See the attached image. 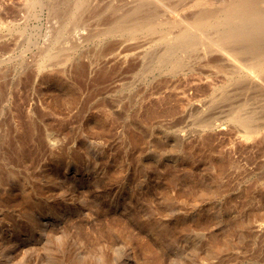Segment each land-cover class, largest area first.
Listing matches in <instances>:
<instances>
[{
    "label": "rangeland",
    "instance_id": "rangeland-1",
    "mask_svg": "<svg viewBox=\"0 0 264 264\" xmlns=\"http://www.w3.org/2000/svg\"><path fill=\"white\" fill-rule=\"evenodd\" d=\"M67 1L0 0V264H39L38 255L46 252L45 246L51 245L55 248L58 244L55 234L66 239L79 232L83 240L80 245L84 248L85 243L87 245L93 242L90 240L95 239L94 236L99 233L101 224L106 227L118 222L127 225L132 239V243L124 241L126 244L123 246L127 251L131 250V246L137 248L135 256L137 255L136 258L142 261L151 254L144 245L145 237H150L151 232L141 227L140 219L144 217L143 220L145 218L148 220L154 215L155 218H165L173 223L178 221L180 215L181 219L184 217L181 221L179 218L180 224L189 229L190 239L177 250L170 251L168 264H201L203 259L204 264H222L223 261V264H264V140L259 138L264 134V83L256 81L252 76H243L237 90H233L237 86L234 87L229 96L211 106L208 90L210 86L219 82L221 76L215 67L217 61L220 63L217 58L222 60L224 69L239 72L243 70L240 64L230 60L228 54L222 55L223 53L218 52L216 48L217 51L212 49L214 46H211V42L205 45V39H210L207 35V37L203 36L204 40L201 36L204 44L201 45L202 48L208 46V53L203 52L204 55H198L195 51L191 54L185 52L189 61V63L186 61L188 67L173 73L157 69L143 71L142 64L147 59L138 57L137 53L151 47V42H147L151 36L140 33L133 39L129 35L116 33L102 36L104 41L100 37H94L99 30L114 23L110 21L115 14H121L119 9V12L113 10L115 13L111 15L110 10L104 7L107 1H109L107 4L114 3L119 8L123 4L126 6L132 4L133 0H88V3L83 5L81 17L63 19L61 14L72 6L70 4L74 0ZM144 1L146 6L150 5V8H153V11L157 8L156 14L158 13L159 17L161 15L164 20L174 19L175 22L179 20V24H186L181 17L185 11L177 9L181 6V0ZM152 5L154 6L151 7ZM218 5L219 3L217 7ZM215 6L216 4L212 3L207 7L211 10L216 9ZM62 8L63 11L60 10ZM60 28L63 29L62 34L58 35ZM209 28H205V33ZM91 31L96 34H90ZM210 32L213 35V31ZM207 34L211 35L209 32ZM135 40L139 43L134 42ZM105 41H115L114 52L128 46L131 50L113 57L114 54L106 51L105 48L103 50ZM138 44H142L141 47H137ZM98 47L100 49H97ZM202 48L199 47L200 50ZM180 53L184 54L182 50ZM194 54L197 58L204 56L207 58L204 59L206 61L214 55L217 61L212 58L209 64L205 61L200 62ZM195 59L199 61L196 62ZM212 61L215 62L214 65H210ZM76 62L78 65L82 62L83 66L86 63L83 69H86V73L82 70L78 72L84 77H78L80 74L74 72L77 70V64L74 66ZM97 70L99 73L108 71L109 74L105 73L106 77L103 73L99 76ZM93 76L99 80L95 82ZM59 78H64V81ZM94 83L97 84L98 91ZM93 87L95 90H92ZM168 93L172 94L169 99L167 98L168 104L181 101L178 111L170 116L149 117L147 107L144 108V105L147 106L151 101L153 105V101L159 99L157 105L163 107L166 99L162 98V101L160 98ZM249 97H253L252 100H248ZM143 100L149 102L145 103ZM246 100L252 103H245ZM202 101L206 103L203 107L200 106ZM240 103L243 105L245 103L244 110L251 106L248 109L254 111L251 116L254 118H250L251 122L260 127L254 142L243 140L236 135V130L232 128L236 127L233 126L234 122L223 121L224 118H221L231 105ZM54 105L55 107H52ZM103 108L105 109L102 110ZM201 108L204 111H201ZM29 117L34 120L35 137L39 139L49 136L45 141L51 140L44 141L43 150L40 151L42 155L39 152L36 161L26 168L14 163L10 158L9 143L12 142L11 140L24 137L25 129L18 123L22 124L21 122L29 120ZM212 120H216L217 123L219 121V124L209 128L207 125ZM220 121L223 123L220 124ZM130 126L134 127L130 128ZM133 130L139 137L142 135L147 137L144 138L145 143L134 144V135L131 134ZM18 131L23 132L22 135L19 136ZM15 132L18 134L16 135ZM207 132L211 135L207 136ZM7 133H10L9 137L5 136ZM43 134L46 136H42ZM200 135L203 139H198ZM209 141L219 149L223 148V152L228 151L229 157L240 165L238 166L241 167V171L238 168L239 170L228 180L226 173L233 172V168L224 172L220 180L225 181L228 187L224 186L225 189L222 188L214 197L212 195L199 197L197 194H192V190L195 191L192 188L194 181L204 178L206 184H211V174L215 173L213 165H209L208 169L207 165L211 163L202 160L199 156L202 150L204 152L208 148ZM124 142L126 146L131 145L126 147ZM202 143L207 147L204 145L202 147L200 145ZM245 146L246 149L243 150ZM181 148H185L184 151L187 149V152L181 151ZM178 149L180 153H185L190 158L188 156L186 158L185 154L181 157L182 154H179ZM56 155L59 158H56ZM185 158L186 160L183 161ZM151 168L156 170L153 169V172ZM173 171L174 175L179 174L181 182L186 179L193 183L177 181L173 184L170 175ZM211 185L216 186L215 183ZM113 200L115 203L123 201L122 206L120 203L113 204ZM130 216L133 219L130 220ZM31 217H34L33 220ZM134 219L136 222L133 221ZM39 220L41 221L38 222ZM35 223L39 228L34 226ZM41 223L46 229L43 230ZM212 232L222 238L219 244L223 248V250L220 248L221 254L210 252V248L213 247L211 245L214 244L211 237L218 236ZM226 238L231 241L227 239L228 242H225ZM223 243L224 246H221ZM224 247H227V250ZM205 254L208 255L202 259ZM66 255H62L64 258L62 261L69 264L70 257ZM219 259L222 261L220 262ZM181 260L183 263L180 262Z\"/></svg>",
    "mask_w": 264,
    "mask_h": 264
},
{
    "label": "bare ground",
    "instance_id": "bare-ground-1",
    "mask_svg": "<svg viewBox=\"0 0 264 264\" xmlns=\"http://www.w3.org/2000/svg\"><path fill=\"white\" fill-rule=\"evenodd\" d=\"M87 1L88 0H74V1H72L71 4H70L72 6L69 7V8H67L68 10H66L65 12H63L61 14V17L63 19H65V18H72V17L73 18H78L80 16V14H82V9L84 8L83 7L84 3H88ZM190 1H192V3H190ZM66 2H68V1L66 0ZM107 2H109V1H107ZM107 2L105 3V6L104 7H106L107 9L110 10L109 13L110 14L112 13L111 15H113L115 13V11L116 10L118 11L119 9H120V13L121 14H117V15L115 14L113 16V18H112L113 20H111V18H109L111 20L110 22H112V23L114 22L111 25L109 24L110 26L107 25L108 27L106 26L105 28H102V29L100 28L101 30H99L97 34L95 32L92 33V31H94V30H92L90 32V34H94L95 33L96 35L94 34L95 35L94 37H100V38H102V36H104V35H108V34L113 35V34H116V33L118 35H124V36L125 35H129L130 37H133V39L136 38L135 37L136 34H140V33L145 34V36H147V35L151 36V37L148 36L149 37L148 38L149 40L147 41V42H149V41L151 42V44H152L151 47L148 48V49H145L141 53H137L138 54V57L139 56H142L143 58H146L148 60V61L146 60V62L145 63L143 62V64H142L143 65V67H142V70L143 71H147L148 69H151V70L152 69L153 70H155V69H157V70H163V72L165 71L166 73H173L175 71H180L181 69H184V68L188 67L187 65H188L189 61L186 59V57H187V56H185V55H187L186 53L191 54V53H193L195 51L198 55L199 54L204 55L203 52L204 53L207 52L208 46H205L204 48H202V45H204L205 43L208 44V42H211V44H212L211 46H214V48L212 47V49H214V50L217 49L218 52L223 53L222 55H225L224 53L228 54L229 57H230V60H232V62H237L238 64H240L241 66L240 65L239 66L243 70V72H239V71H236V70L224 69L222 67V62H221L222 60L221 59H218L217 58V60H219V62H220V63H218V61L214 59L215 58L214 55H213V57H210L209 60H211L213 58L215 62L217 61L216 62V65H215V67H217V70L216 71H217V73H221L219 82L218 83H215L214 82L215 84H213L212 86H210V88H209L210 90H208L209 91V95H210L209 99L211 100V104H210L211 106H214V104H216V102L218 103V101H220L222 99H225L227 96H229L232 93L231 91H233L235 89L237 90L239 88L238 85H240L241 78L243 76H248L249 75V76H252L253 78H255L256 81H259V82H263L264 83V0H181V6L178 7L177 9L180 8V10L183 9V11H185V14H184V12H183L182 15H181L182 12L180 13L182 19H184V21L186 22V24L183 23L184 21L182 19H180V21L182 20L183 21L182 23L185 24V25L179 24V22H178L179 20L176 21V22L174 21V19H173V21H169V20L166 21V20H164V18L161 17L160 13H159V15H160V17H159L158 16V13L156 14V12H155L156 9H157L156 6L154 7V8H156V9H154L155 11H153L152 10L153 8L151 9L150 8V5L149 6H146V3H144L145 2L144 0H133L132 4H130V5L128 4L127 6L124 5V4L121 5V6L118 5L119 8L117 7V4L115 6L114 3L113 4H107ZM146 2H147V0H146ZM216 2L219 3L218 7H217V3ZM89 3H90V1H89ZM110 3H111V1H110ZM212 3H215L216 4L215 8L216 7L217 8L214 9V8L211 7L212 9L210 10L209 7H207V6L212 5ZM153 6L154 5H152L151 7H153ZM86 7H88V6H86ZM60 10L63 11V8L60 9ZM111 10H112V12H111ZM113 10H115V11L113 12ZM180 15H179V17H180ZM108 17H110V15H108ZM105 24L106 23H104V25ZM63 26L64 25H62V28H63ZM65 26H67V24H65ZM207 27H210V28L213 29V30H211L210 28H209V30L206 29L209 33H211L210 36H209V34H207L208 32L205 33V28H207ZM62 28L59 29L58 35L59 34L60 35L62 34V31H61V30H63ZM210 31H213V35H212V32H210ZM206 35L210 39H208V38H207L208 40L205 39V37H207ZM145 36L143 38H145ZM201 36L202 37L205 36V37H203V40L205 39L207 41V42L205 41L204 44H203V41H202ZM211 36H212V38H211ZM138 37L139 36H137V38ZM102 39L104 41V38H102ZM138 39H141V38H138ZM109 40H111V39H109ZM137 40H135L134 42L137 43L138 42ZM139 41L141 42V40H139ZM102 42H100V43H102ZM114 42L107 41L106 44L103 43L104 45L102 46L103 50L105 48L106 51L114 54L113 57L118 56L119 54L121 55L123 52L128 51L129 49L131 50V47L128 46L130 48L127 47L128 48L127 49L125 47V48H123L122 50H120L118 52H114ZM130 44H133V43H130ZM142 44H138L137 47H141ZM198 46L200 48H202V49L200 50ZM97 49H100V48L98 47ZM181 50L184 53L183 55H181V53H180ZM123 55H125V54H123ZM195 55L196 54H194V56ZM99 57H100V55H99ZM125 58H127V57H125ZM198 58L200 59V62L201 61L202 62L205 61L208 64L210 62L209 60H207V61L204 60V59H207L204 56H198ZM198 58H197V55H196V59H198ZM188 59H189V57H188ZM196 59L194 61L198 62L199 60H196ZM124 60H126V59H124ZM128 61H129V59L127 60V62ZM186 61H188V63ZM214 61H212V62H214ZM77 62L74 63V66L77 64ZM215 62L213 64L210 63V65H214ZM103 63H105V62H103ZM82 64H83L82 62L79 65L77 64V68L76 69L79 70V71L76 70L74 72L78 73V72H82L83 71V73H84L86 69L85 70H83V69H84V66H86V63H85L84 66ZM104 65H102L101 67L103 68ZM112 67H115V66H112ZM112 67H111V69H112ZM116 67H117V65H116ZM109 68H110V66H109ZM101 70L102 69H99V71H101ZM105 70H107L106 67H105ZM114 70H116V68ZM138 72H140V71H138ZM157 72L163 73L162 71H157ZM97 73L100 74L99 76H101L103 72L102 73L101 72L99 73L98 70H97ZM105 73H108V71L105 72ZM105 73H103V74H105ZM78 74H80V73H78ZM94 74H95L94 76L97 77V74L96 73H94ZM199 74L202 77V72H200ZM203 74H205V73L203 72ZM94 76H93V78H94L95 82L97 80H99V78L96 80ZM106 76L107 75L105 74V77ZM204 76H203V78H204ZM78 77H84V76H81V74H80V76H78ZM102 77H100V78H102ZM105 77H103V78H105ZM105 79H103V81ZM60 80L61 81L62 80L64 81V78L63 79H60ZM59 85H60V83H59ZM96 85L94 83V86H96ZM65 86H67V85L65 84ZM70 86H72V85H70ZM98 87L100 88V85ZM234 87H236V88H234ZM97 89L98 88L96 86V90ZM92 90H95V88L92 89ZM92 92H96V91H92ZM149 94H151V92ZM170 96H172V94H169L168 93V95H165L164 94L160 98V100H162V98H163V100L166 99L165 102H163V103H166L163 107H161L160 105L159 106L157 105V100H158V103H159V99L153 101V105H151L152 104V101L147 106L144 105V108L147 107L146 111H148V116L149 117H153V116H156V115H160V116H170V115L175 114L176 111H178L177 109H179V105H181L182 103H180L181 101L180 102L175 101L176 103H173V104L169 103L168 104L167 103V101H168L167 98L169 99ZM252 98L253 97H249L248 100H252ZM144 99H146V98H144ZM152 100H154V99H152ZM248 100H246V102L245 101L244 102L245 103H247V102L252 103V101L250 102ZM64 101H65V99H64ZM147 101L149 102V100H147ZM205 101H202V104L200 105L201 107H203L206 104ZM148 102H145V103H148ZM54 103H56V102H54ZM57 103L60 104L58 101H57ZM245 103H244V105H245ZM241 104L242 103H240L239 105L238 104L231 105L228 109H226L224 111V115L221 116V118L222 119L224 118L223 121L224 120H227V121L228 120H231V121H233L234 124H235L233 126H236V127H232V128H234L236 130V135H238L239 137H241L243 140H246V141L247 140H250V142H251V141H253V140L256 139V136H257V134H258V132L260 130V127L258 126L257 123H255V124H257L255 126L251 122V119L250 118H254V117H251L253 115L254 111H249L248 110L249 107H251V106H249L246 110H244L245 109L244 108V105L242 104V106H240ZM55 105L52 106V107H55ZM161 105H162V103H161ZM247 106L248 105H246V107ZM58 107H59V105H58ZM252 108L250 110H252ZM104 109L105 108H103L102 110H104ZM201 111H204V109L201 108ZM142 113L144 114V112H142ZM201 113H203V112H201ZM193 114H195V113H193ZM196 115H197V113H196ZM201 116L203 117V115H201ZM202 117H201V119H202ZM221 118H218V119L220 120ZM23 119H25V118H23ZM28 119L29 120H27V121L24 120V122H21L22 124H19L20 122L18 121L19 122L18 125L23 126L24 129H25L24 130L25 131L24 137L19 138V139L17 138L15 140H11L12 142L9 143L10 144L9 145V147H10V154H9L10 158L14 161V163H17V164H19L21 166H24L26 168H29L30 164H33L36 161L37 154L41 150H43L42 144H45L44 143L45 139H48V137H49V136L48 137H45V138H42L41 137V138L37 139L35 137V135H34V133H36V132H34L35 131L34 120L31 117H29ZM218 119H216V120H218ZM150 120H151V118H150ZM216 120L215 121H213V120L212 121H209V124L207 126L209 128H210V126L212 127V125L218 126L217 124H219V121L217 123ZM152 121H153V119H152ZM221 121H220V124L223 123ZM100 122H102V121L100 120ZM228 122H226V124H228ZM97 123H99V122H97ZM100 124H102V123H100ZM21 126H19V127H21ZM128 127H126V128H128ZM133 127L130 126V128H133ZM134 129H136V128H134ZM21 130H22V128H21ZM138 131L140 132V130H138ZM46 132H48V131H46ZM18 133H19V136H20V134L22 135L23 132L20 133V131H18ZM18 133H16V135ZM142 133L144 134V132H142ZM9 134L7 133V135H5V136H8ZM13 134H12V137L14 138ZM131 134L134 135V138H133L134 144L135 143L136 144L145 143L144 141H146V140H144V138H145V137H143L144 135H142V137H139L138 135H136V131L135 130H133L131 132ZM140 134H141V132H140ZM208 134L209 133L207 132L206 135L208 136ZM201 135H200V138L198 137V139H203V138H201L202 137ZM209 135H211V134H209ZM42 136H46V135L43 134ZM203 136H205V135L203 134ZM128 137H126V138H128ZM259 138H260V140H264V134H262ZM54 139H52V141L53 142H56L55 141L56 139L55 140ZM145 139H147V137ZM4 140H6V139H4ZM49 140H51V139H49ZM49 140H46L45 142H47V141L49 142ZM48 144H51V143H48ZM127 144H129V143H127ZM124 145H125V142H124ZM130 145L131 144H129V146ZM200 145H202V147H203V145L206 146L204 143H202ZM5 146H7V144ZM52 146L53 145H51V147ZM129 146L127 145L126 147H129ZM186 146H187V144H186ZM207 146H208V148L205 149L206 152L205 151L203 152V150H202V153L200 152L201 154L199 153L200 154L199 156H200V158L202 160H208V163L209 162L211 163V164H208L207 167L209 165H213V168H214V171L213 172H215V173H213L211 175H212V182L214 181L213 183H215L216 186L214 185V187H213L211 185V184H213L212 182H210L211 184H206L205 181H204V178H203V180L199 179L196 182L194 181V184H193V187L192 188L195 189V191L192 190V194H195V195L197 194L199 197H201V196L204 197V196H207V195H212L213 197L216 196L219 193V191H221V189L224 188V186H226L225 188L228 187L226 185V182L225 181H221L220 180V176L224 172L229 171L230 169L233 168L232 169L233 172H227L226 173V175L228 174V176L226 177L227 180H228V178H231V176L234 175L241 168V167L239 168V166H240L239 164H237L233 159H231V157H229L230 154H228V151H227V153L226 152H223L224 151V150L222 151L223 148L221 149V147H220V149H219L217 146H215L214 144H212V142H210V141H209V144ZM3 148L5 149V147H3ZM3 148H2V150H3ZM187 148H188V146H187ZM190 148H192V147L190 146ZM244 148L246 149V146L243 147V150H244ZM181 149H182L181 151L187 152V149H186V151H184L185 148L184 149L181 148ZM192 150L194 151V149H192ZM181 151L179 150V154H182V153H180ZM51 153H52V151H51ZM63 153H64V151H63ZM189 153H191V151ZM184 154H182L181 157ZM41 155H42V153H41ZM58 155H56L57 156L56 158H59ZM73 155H75V154H73ZM49 156H51V155H49ZM184 156L186 157L188 155L185 154ZM190 156H191V154H190ZM186 158L183 159V161L186 160ZM188 158H190V157L188 156ZM112 160H114V159H112ZM179 160L180 159H178V161ZM194 161H195V159H194ZM104 163H107V162H104ZM202 163H204V161ZM17 164H16V167L18 166ZM194 164L195 163H193V166H194ZM151 166L154 167L153 165H151ZM158 166L161 167V165H158ZM158 166H157V168H158ZM207 167H204V168H207ZM18 168H19V166H18ZM170 168H171V166H170ZM188 168H189V166H188ZM210 168H212V167H210ZM151 169L153 170L154 168H151ZM208 169H209V167H208ZM208 169H206V170L208 171ZM154 170H156V168ZM154 170H153V172H154ZM191 170L193 171L194 169H191ZM26 171H29V170H26ZM192 171L189 170V172H192ZM240 171H241V169H240ZM3 172H4V170H3ZM150 172H152V171H150ZM165 172H166V170H165ZM158 173H156V174H158ZM204 173L206 174V171ZM209 173H208V175H209ZM205 174H203V175H205ZM170 175H171V179L173 181H175V182L171 181L173 184L176 183L177 181H178V183H184L186 181V179H185V180H183L184 182H181L182 180H180V178L178 177L179 174L178 175H176V174L174 175V171H173L172 174L170 173ZM181 175H180V177H181ZM182 176H184V175H182ZM201 177H203V176H201ZM168 180H170L169 177H168ZM229 180L231 181V179H229ZM187 181H189V180H187ZM189 182H192V181L190 180ZM208 182L209 181H207V183ZM184 186H186V185H184ZM186 187H188V186H186ZM189 191H191V190H189ZM167 196L169 197L168 194H167ZM165 199L168 200L167 197H165ZM170 200H171V198H170ZM263 201H264V198H263ZM122 202H119L120 205H121ZM112 203L113 204L115 203L114 200H113ZM112 203H110V204H112ZM119 203L117 201V203H115V204H119ZM123 205H124V203H123ZM115 206H117V205H115ZM147 206L149 207V203H148ZM57 213H59V212H57ZM131 213L132 212H130V215H131ZM139 214H137V215H139ZM63 216H62V218H63ZM99 216H101V215H99ZM131 216H130V220L133 217V216L132 217ZM143 216H145V215H143ZM149 216H151V215H149ZM179 216L177 218L178 221L175 222V223H173L172 221L170 222V220L167 221L165 218L164 219L163 218H158V217L155 218V215H154L153 218H150L148 220H145L146 218L143 220L142 218H144V217H141L142 220L139 218L140 219V225H141V227L144 228V229H146V230H149L151 232V235H152V236L150 235V237H145V240H144V245L146 246V248L148 249V251H150V253H151V254H149V252H148V254L150 256H149V258L147 257V259H145V260L140 261L138 257L136 258L137 255L135 256V254H136L137 248L135 249V248H133V246H131L132 248H131L130 251L129 250L127 251V249H125V247L123 245L126 244V243L124 241L132 243V239L130 238V234H129L130 232H128L129 231V228L127 227L126 224H124V222L119 223L117 221L118 222L117 224L113 225L114 224L113 223V224H110V225H108L106 227H104V225L100 223L101 226L99 228V233L97 234V236H94L95 239H91L90 240V241H93L91 244L89 243V244L86 245V243H85L84 244V248L81 247V245H80V243H82L83 240H82L81 235L79 234V232H78V234H73V235H71L70 233H66V234H70L71 235L69 238L67 237L68 239L67 238L66 239L65 238L63 239L61 236H59V234H58V236H56L57 234H55L54 237L57 240L56 242H58V244L55 245V248L52 247L51 245L48 246V247L45 246V248H46L45 251L46 252L45 253H42L41 255L40 254L38 255L39 256L38 263L39 264H63L64 262L62 261V259H64V258H63L62 255L67 254L68 257H70V260L69 261L67 260L69 262V264H132L134 262H135V264H168V262H169L168 260L170 259L169 258V254H171L170 251L177 250L178 248H180V245L183 246V244L188 239H190L188 227L185 226V225H181L180 224V221L184 217L181 219ZM181 216H183V215H181ZM45 217H46V215H45ZM66 217H67V215H66ZM163 217H166V216H163ZM33 218L31 217L32 220H33ZM134 218H138V216L137 217L134 216ZM179 218H180V221H179ZM29 219H30V217H29ZM39 219H41V218H39ZM48 219H52V218L49 217ZM40 221L41 220H39L38 222H40ZM133 221L136 222L135 219ZM203 221H205V219ZM38 222H37V224H39ZM67 222H69V221H67ZM107 222H108V220H107ZM205 222H204V224H205ZM43 223H45V221ZM43 223H41V224H43ZM238 223L239 222L237 221V224ZM242 223H241V225H243ZM176 224H179V225H176ZM35 225H36V223L34 224V226ZM234 225H236V223ZM36 226H38V225H36ZM230 227H233V226H230ZM38 228H39V226H38ZM42 228H43V230L46 229V228H44V224H43ZM94 230H96V229H94ZM97 230H98V228H97ZM87 231L89 232V230H87ZM133 231L131 232L132 235L135 232V231L134 232ZM233 231H231V232H233ZM74 232H75V230H74ZM141 233H142V231H141ZM233 233H235V231ZM213 234H216V233H213ZM225 234H227V233H225ZM137 235H138V233H137ZM216 235H218V236H215L214 235L213 237H211V239L213 238L214 244L211 245V247L212 246L213 247L210 248L211 249L210 252H212V253H214V254L217 255V254L220 253V248L221 247H220L219 244L222 242V238L219 236V234H216ZM144 236H146V235H144ZM132 238H134V237L132 236ZM138 238H139V236H138ZM43 239H41V240L44 241ZM143 239H144V237L142 238V240ZM199 239H201V237ZM227 239L228 238L225 239V242H228V241H226ZM135 240H137V239H135ZM228 240H230V239H228ZM114 242H116V243H114ZM196 242H194V243H196ZM229 243H227V244L229 245ZM221 246H224V243ZM197 247H199V244H198ZM224 248L226 249L227 247H224ZM221 249L223 250V248H221ZM145 251L146 250H144V252ZM229 251H231V250H229ZM223 252H225V251H223ZM8 254H10V253H8ZM207 255L205 254L204 256H202V259L204 257H206ZM141 256H142V253H141ZM141 256H140V258H141ZM263 256H264V254H263ZM44 259H45V261H44ZM197 261H195V263ZM221 261L222 260H220V262ZM170 262H172V261L170 260ZM180 262H182V260ZM203 262H204V259H203ZM223 263H224V261H223ZM196 264H198V263H196Z\"/></svg>",
    "mask_w": 264,
    "mask_h": 264
}]
</instances>
